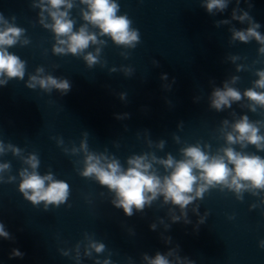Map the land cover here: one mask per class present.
Instances as JSON below:
<instances>
[{
    "label": "water",
    "instance_id": "obj_1",
    "mask_svg": "<svg viewBox=\"0 0 264 264\" xmlns=\"http://www.w3.org/2000/svg\"><path fill=\"white\" fill-rule=\"evenodd\" d=\"M118 2L121 14L127 13L133 27L139 30L141 42L124 59L120 55L122 49L109 40L102 52L107 66L88 69L81 58L52 54V33L37 22L38 9L30 7L31 0H0V12L5 17L15 15V23L26 29L32 41L29 46L17 45L10 49L27 61V73L43 66L46 72L65 77L72 85L64 96L55 90L51 94L38 88L30 90L25 87L26 74L24 81L14 79L6 87H0V139L25 149V154L38 153L41 174L50 168L71 188L66 205L50 207L45 212L42 205L33 207L24 200L17 190L18 180L0 184V221L14 237L12 240L0 238V264H75L69 257L61 256L58 249L71 248L83 239L85 232L105 243L113 253L114 264H128V257L134 264H142V253L154 256L157 251L164 253L176 244L180 246V255L196 264H264V249L258 247V242L264 239V215L261 214L264 206L249 210L252 203L258 202V197L245 193L240 202L232 193L212 190L199 201L200 213L208 211L209 216L198 232L193 231L198 218L190 209L192 224H172L167 232L158 224L157 231H151L149 225L158 222L159 217L169 222L167 206L161 208L157 201L143 213L126 217L122 210L111 205L107 189L78 175L75 169L79 165L74 162L81 157L66 155L50 139L60 136L66 146L71 147L73 142L79 146L82 133L87 131L90 150L102 152L107 148L123 163L129 155L149 150L144 130H148L154 141L166 140L165 149L157 151V155L170 152L178 157L181 145L173 141V133L182 141L201 140L211 143L215 149L223 143L214 138L215 130L222 119H232L231 111L247 114L252 120L264 118L237 104L219 113L208 107L209 81L221 86L225 79L238 75L241 79L236 87L243 91L256 79L251 71L235 72V65L226 60L230 54L240 55L247 60L238 63L251 64L257 58L256 42L229 45V26H214V21L230 18L236 7L235 0L223 14L216 16L209 15L200 6V0ZM250 2L253 4L250 10L244 0L239 6L250 11L264 33V0ZM72 15L79 25L78 9H73ZM233 24L237 28L246 27L236 21ZM153 60L159 62V67H154ZM121 65L131 66L133 75L125 77L119 71L108 73V68ZM254 68H264V64H256ZM162 73L168 74V81H161ZM173 78L171 90L163 89L162 84L171 83ZM121 92L127 93L125 101L118 98ZM196 96L201 97L199 102H194ZM122 113H129L130 117L117 120L114 114ZM181 121L183 129L178 130L177 124ZM248 151L255 149L250 146ZM258 154L264 156V152ZM0 161L11 162L12 175L21 167V162L11 153ZM101 192L105 193L103 197ZM233 215L235 219L229 220ZM161 233L172 237L171 245L163 242ZM13 248L25 253L24 257L9 259ZM106 256L107 253L98 258ZM81 264H93V259L83 258Z\"/></svg>",
    "mask_w": 264,
    "mask_h": 264
},
{
    "label": "clouds",
    "instance_id": "obj_2",
    "mask_svg": "<svg viewBox=\"0 0 264 264\" xmlns=\"http://www.w3.org/2000/svg\"><path fill=\"white\" fill-rule=\"evenodd\" d=\"M233 0H200V6L211 16L223 14ZM250 10L253 4L244 0ZM241 0H235L236 7L231 11L228 19L214 21V26L220 28L227 25L230 33L229 45L236 42L243 44L255 41L258 45L257 58L251 64L238 63L246 61V56L228 55L226 60L235 65V72L251 71L256 77L251 86L241 91L236 87L240 76L232 75L222 81L221 86H216L214 81H209L211 92L208 95V107L216 112L232 109L233 104L241 109L264 117V68L256 69V64H264V33L260 31L262 25L255 21L250 11L241 8ZM30 7L38 9V23L45 30L52 33L54 43L51 52L55 56H68L81 58L88 69L96 65L101 68L107 66V61L102 59V52L110 40L113 45L122 49L120 55L128 59L130 51L141 42L139 30L133 27V20L127 13L121 14L118 0H31ZM73 9H78L80 23L72 15ZM16 16L5 17L0 12V87H6L11 80L25 81V87L30 90L37 88L44 93L51 94L54 90L61 96L71 91V82L65 77H57L46 72L45 67L37 66L34 73H27V61L11 52L10 49L19 45L29 46L32 41L26 35V29L17 26ZM233 21L246 27L237 28ZM107 38V39H105ZM47 51V50H45ZM154 67H159V62L153 60ZM53 67H59L53 65ZM122 72L125 77H131L134 69L131 66L121 65L108 68V73ZM161 81H168V74L162 73ZM163 83L162 87L170 91L172 84ZM121 101H125L127 93L118 94ZM201 97H194V102H199ZM170 103V102H169ZM231 120L225 118L220 124L214 137L223 141L213 149L211 143L197 140L195 143L182 141L176 133L172 139L177 145L178 157L170 152L164 156L157 155L163 151L166 140H152L148 130H144V141L148 151L129 155L122 163L107 148L102 152L90 150L87 131L82 133L79 146L73 142L71 147L65 145L63 137L52 136L58 147L69 156L81 157L74 162L79 165L75 170L78 175L94 180L99 186L107 189L110 194L111 205L123 211L126 217L143 213L146 208H151L157 201L160 207L167 206L166 223L163 217L158 222L149 225L151 231H157L158 224L163 226L164 232L170 230L172 224H192L189 218V209L198 219L193 225V231L198 232L199 226L204 224L209 212L200 213L199 201L212 190L220 193H232L237 201L243 202L245 193L258 197V202L249 206V210L264 206V118L252 120L247 114H237L231 111ZM117 120L130 117L129 113L114 114ZM183 121L177 124V129H183ZM139 138V133H137ZM119 148V144L114 142ZM255 151H248L249 147ZM154 149V150H153ZM11 153L21 162V167L16 175H12L10 161H0V184L16 183L17 190L24 200L33 207L43 206L47 212L50 207L59 208L66 205L70 194V185L63 179H58L49 168L41 174L39 171L41 160L36 152H28L12 143H5L0 139V158ZM104 192L100 193L103 197ZM91 203V200L88 201ZM71 207L70 204L67 205ZM264 215V212L261 213ZM229 220L235 216H229ZM130 234L134 235L132 230ZM166 245L172 244V237L160 234ZM0 238L12 240L14 237L6 230L3 221H0ZM258 247L264 249V239L258 242ZM61 256L69 257L75 264H81L83 258L93 259V264H114L111 259L112 252L105 243L94 238L93 234L85 232L83 239L77 241L71 248L58 249ZM107 253L104 259L98 257ZM96 254L97 258H94ZM25 253L13 248L9 259L24 257ZM142 264H196L187 256L180 255V246L168 248L164 253L157 251L154 256L147 253L141 255ZM128 264H134L128 257Z\"/></svg>",
    "mask_w": 264,
    "mask_h": 264
}]
</instances>
